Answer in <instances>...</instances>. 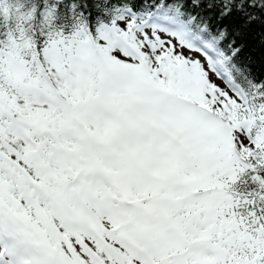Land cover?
Masks as SVG:
<instances>
[{
    "label": "snow or ice",
    "instance_id": "obj_1",
    "mask_svg": "<svg viewBox=\"0 0 264 264\" xmlns=\"http://www.w3.org/2000/svg\"><path fill=\"white\" fill-rule=\"evenodd\" d=\"M0 264H264V0H0Z\"/></svg>",
    "mask_w": 264,
    "mask_h": 264
}]
</instances>
